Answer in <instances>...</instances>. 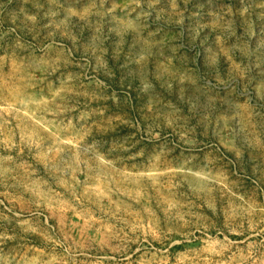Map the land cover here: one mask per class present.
I'll return each mask as SVG.
<instances>
[{
  "label": "rangeland",
  "instance_id": "obj_1",
  "mask_svg": "<svg viewBox=\"0 0 264 264\" xmlns=\"http://www.w3.org/2000/svg\"><path fill=\"white\" fill-rule=\"evenodd\" d=\"M0 264H264V0H0Z\"/></svg>",
  "mask_w": 264,
  "mask_h": 264
},
{
  "label": "bare ground",
  "instance_id": "obj_2",
  "mask_svg": "<svg viewBox=\"0 0 264 264\" xmlns=\"http://www.w3.org/2000/svg\"><path fill=\"white\" fill-rule=\"evenodd\" d=\"M243 241V240H242ZM217 257V256H216Z\"/></svg>",
  "mask_w": 264,
  "mask_h": 264
}]
</instances>
